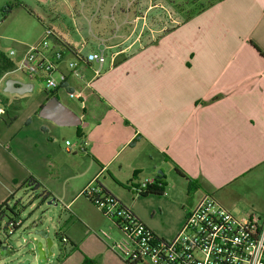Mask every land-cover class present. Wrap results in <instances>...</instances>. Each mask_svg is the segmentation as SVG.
<instances>
[{"label":"crops","instance_id":"1","mask_svg":"<svg viewBox=\"0 0 264 264\" xmlns=\"http://www.w3.org/2000/svg\"><path fill=\"white\" fill-rule=\"evenodd\" d=\"M87 2L92 10L95 4ZM136 4L135 0L97 4L98 13L109 10L114 29L100 20L94 27L93 20L87 18V33L65 34L55 23L50 28L58 50L79 49L86 44L82 51L88 52L105 45L116 55L114 66L94 80V66L84 70L81 80L73 76L67 69L68 54L59 65L58 71L67 80L53 97L81 119L82 126L75 127L73 133L82 137L83 151L75 147L69 152L66 147L71 158L58 163L57 172L45 176L36 171L32 155L28 167L6 149L5 145L25 128L35 131L39 126L47 131L45 125L32 122L35 115L40 118L39 111L49 98L46 92L38 94L27 108L14 110L8 116L9 123L0 118V205L6 202L9 206L19 192L28 195L30 189L52 176L67 186L85 177L71 201L72 205L84 201L78 204L80 209L65 207L68 223L62 224V213L55 221L54 234L61 225L67 242H60L59 247L54 240L51 264H126L111 248L116 241L109 235L104 237L111 242L103 241L93 231L101 212L81 192L94 181L121 203L120 191L136 187L144 178H155L163 167L175 173L174 164L189 178L175 173L193 197L191 205L181 207L176 226H182L205 194L212 195L237 220L251 215L264 217V0H219L181 21L172 20L170 28L156 18L151 24L147 22L148 10L157 6L150 1L131 17L130 9ZM67 7L74 21L87 14L75 6ZM43 31L26 46L38 43ZM25 50L20 47L17 57ZM10 73L0 74V86L5 88V82L15 80L28 87L21 97L34 93L32 81L36 79L22 73L24 78L10 79ZM68 92L80 94L87 107L70 102ZM1 108L0 116L8 114ZM74 109L81 111L85 123ZM117 139L123 143L116 147L118 154L108 146ZM47 151V160L59 156L51 146ZM82 158L87 159L85 170L78 164ZM105 168L108 177L103 173ZM40 196L30 195V209L40 210L37 201L44 205L48 200L41 202ZM42 226L41 219L31 216L26 223L21 220L20 227L28 232L42 229L54 238ZM14 259L15 264L24 260Z\"/></svg>","mask_w":264,"mask_h":264},{"label":"rangeland","instance_id":"2","mask_svg":"<svg viewBox=\"0 0 264 264\" xmlns=\"http://www.w3.org/2000/svg\"><path fill=\"white\" fill-rule=\"evenodd\" d=\"M90 1L95 4V7L91 10L88 7ZM118 0H44L43 3H39L36 0H0V58L12 61L14 57H10V51L18 52L19 48H27L26 46L29 41L35 40L38 37V33L42 29H52L53 23L60 27L65 34L75 35L76 31H84L87 33L89 27L87 25L86 18L92 21V25L98 23L106 24L111 29H114L115 23L113 20L109 19V10H102L98 13L96 9L97 4L112 3ZM120 2H126L127 0H119ZM139 4H136L130 9L129 15L132 17L133 12L139 10H144L149 1L157 6H153L148 10L147 22L151 24L153 19L157 21H162L163 24L170 28L173 24H170L172 20L181 21L195 13L202 11L203 9L209 7L219 0H135ZM82 4H86L85 8L82 10ZM9 7V13H3L2 9L4 7ZM76 7V10H81L82 13H87L85 18H79V20H72L70 9L68 7ZM83 8V7H82ZM94 14V15H93ZM106 16V18H104ZM83 21V23L81 22ZM83 25H82V24ZM55 26V27H56ZM85 50L84 52H86ZM15 68V67H14ZM13 68L9 71L12 72ZM8 78H24V76L19 72H12L9 74ZM54 79H58L54 76ZM35 85L34 93L30 95H25L21 97L18 94H9L4 91L5 88L0 86V105L4 107L8 114L0 116L1 119L9 123L10 120L8 116L14 113V110H22L27 108V106L33 101V99L38 95H44L46 90L44 81H39L38 79L32 81ZM6 83V82H5ZM78 107H85V102L77 101L72 99ZM69 102V101H68ZM16 107V108H15ZM87 107V106H86ZM75 110V109H74ZM75 112L81 115V111L76 109ZM83 117V123L86 120ZM32 122L36 124H43L47 128L46 130H40L39 126H35L38 130L31 131L30 128H25L18 132L16 138L5 145L6 149H11L14 155H18V158L30 167L29 156H33L36 160V171L40 172L41 175H48L50 173L57 172L59 170L58 163H61L65 158L69 159L72 153H66L65 142H69L71 145L81 144L82 137L77 136L73 131L75 127H60L48 123L40 119L37 115L32 118ZM112 131V130H111ZM113 132V131H112ZM117 133V132H114ZM114 135V134H113ZM115 136V135H114ZM114 139V138H113ZM122 140H114L113 144L108 145L109 148L114 153H119L117 145H119ZM35 145H37L35 147ZM52 147L59 153V156L53 158L52 160H47L46 153L47 147ZM123 146V143H121ZM84 156V154H83ZM52 163V165H51ZM85 170L84 166L87 164V159H80L79 163ZM45 165V166H44ZM90 168V166H89ZM106 169H103V173L107 176ZM112 171V167L108 169ZM35 171V170H34ZM163 174H165V192L161 196L149 195L147 197H139L134 192L133 188L124 191H120V196H118L121 203L127 206L138 219L147 223V226L152 230L154 234L164 239H172L180 231L181 227L176 226L175 222L179 218L181 213V207L189 206L193 202V197L189 195L192 191H189L187 184L180 179L172 170H168L167 167L161 168ZM80 172V170H79ZM81 173V172H80ZM43 176V177H45ZM108 177V176H107ZM83 177L76 180H72L69 185H65L64 181L57 179L52 176L49 180H44L40 187L30 189L28 195L24 192H19L17 198H15L12 203H9L10 211H5V214L0 215V238H10L11 243L14 247L18 248L27 244L30 236V232L26 229L18 227L13 234H8L7 224L9 219H20L23 223L29 220L37 218L42 220L43 228L49 229L50 233L54 234L55 221L57 217L62 213L63 222L68 223L69 213L64 211L67 209H80V202L76 201L73 205L71 201L75 197V192L84 185ZM146 179V178H144ZM143 179V180H144ZM92 183V182H91ZM124 186H122L123 188ZM125 188V187H124ZM46 189L51 192L53 196H50L45 204H40V210L34 208H29L30 195H41L42 191ZM122 190V189H121ZM128 191V192H127ZM29 196V197H28ZM81 196V195H80ZM82 200H85L81 197ZM48 202H51L48 204ZM35 204V206L37 205ZM8 205V204H7ZM72 205V206H71ZM87 207H84V209ZM93 208V207H92ZM70 211V210H69ZM99 219L93 224L94 233L98 235L99 239L111 242L119 241L122 239L121 232L115 227V225L109 221L106 217L102 216L99 212L97 213ZM151 219V222L148 221ZM66 226V224H65ZM103 231L106 235L111 237V241L106 239L100 232ZM102 234V233H101ZM54 240L56 245L60 247V239L54 234ZM0 264H15L12 258L7 257L5 254L0 255Z\"/></svg>","mask_w":264,"mask_h":264},{"label":"built area","instance_id":"3","mask_svg":"<svg viewBox=\"0 0 264 264\" xmlns=\"http://www.w3.org/2000/svg\"><path fill=\"white\" fill-rule=\"evenodd\" d=\"M53 40L52 30L44 29L41 40L29 46L21 56L17 57L14 51L9 53L14 57L12 72L44 81L48 94L66 83V75L58 71L66 54L71 57L67 62L68 71L80 80L84 70L92 66L91 80H94L115 64L116 55L109 53L105 45L84 53L82 49L86 44L79 49L58 50ZM68 97L77 101L82 98L74 92H68ZM65 145L69 152L75 147L84 150L81 144L71 145L66 141ZM154 180L146 179L133 187L136 195ZM81 194L121 232L122 239L114 242L111 248L126 264H264V217L251 215L237 220L210 194H205L186 215L180 231L172 239L154 234L95 181L86 185ZM20 226V219L9 221L8 234H13ZM102 235L106 236L103 232ZM61 242L67 241L62 238Z\"/></svg>","mask_w":264,"mask_h":264},{"label":"water","instance_id":"4","mask_svg":"<svg viewBox=\"0 0 264 264\" xmlns=\"http://www.w3.org/2000/svg\"><path fill=\"white\" fill-rule=\"evenodd\" d=\"M19 85V87H16ZM30 87V86H29ZM4 91L9 94H23L28 91L26 85H21L15 80H8L5 83ZM40 118L48 120L60 127H79L82 126L81 119L68 107L61 104L55 97L48 99L39 111ZM162 171L157 172L155 179H162ZM49 204L51 202H48ZM0 255L9 258L20 257L24 260L16 264H51L55 258L54 238L42 229H33L30 232L27 244L21 247H14L10 238H0Z\"/></svg>","mask_w":264,"mask_h":264},{"label":"trees","instance_id":"5","mask_svg":"<svg viewBox=\"0 0 264 264\" xmlns=\"http://www.w3.org/2000/svg\"><path fill=\"white\" fill-rule=\"evenodd\" d=\"M3 11H5L6 13H9L10 12V8L7 6V7H4L3 9H2ZM11 68H13L14 69V62L13 61H9V60H6V59H3V58H0V74L1 73H3V72H6V71H9ZM55 91H57V90H54V91H50L49 92V98H51V97H53L54 96V93H55ZM48 98V99H49ZM173 168H174V172L178 175V176H180V177H182V178H185V179H189V178H187L186 177V175L176 166V165H174L173 164ZM36 183V182H35ZM26 184V182H23L21 185L23 186V185H25ZM165 186H166V184H165V181H164V177L162 178V179H156V180H154V182H153V184L152 185H149L147 188H145V189H142L138 194H137V196H139V197H147V196H149V195H155V196H161V195H163L164 194V192H165ZM105 191V190H104ZM105 193L106 194H108L109 196H111L107 191H105ZM41 202H44V201H46L49 197H50V193L49 192H46V191H43L42 193H41ZM112 197V196H111ZM10 211V209H9V207H8V205H7V203L6 202H4V203H2L1 205H0V212L2 213V215H4L5 214V211ZM1 213H0V215H1ZM15 220V218H13V219H9V221H14ZM62 224H64V222L62 223ZM62 226L60 225V228H61ZM60 228L56 231V233H55V236L56 237H59V239H60V242H61V239L62 238H65L62 234H61V232H60ZM17 229V228H16ZM15 229V230H16ZM65 240L67 241V239L65 238ZM62 243V242H61ZM1 245V244H0Z\"/></svg>","mask_w":264,"mask_h":264}]
</instances>
